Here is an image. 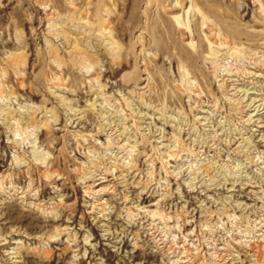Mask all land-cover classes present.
I'll return each mask as SVG.
<instances>
[{
	"label": "rangeland",
	"instance_id": "1",
	"mask_svg": "<svg viewBox=\"0 0 264 264\" xmlns=\"http://www.w3.org/2000/svg\"><path fill=\"white\" fill-rule=\"evenodd\" d=\"M0 264H264V0H0Z\"/></svg>",
	"mask_w": 264,
	"mask_h": 264
}]
</instances>
